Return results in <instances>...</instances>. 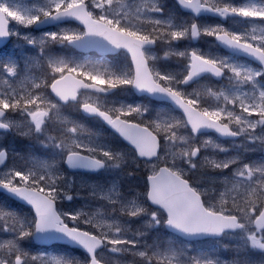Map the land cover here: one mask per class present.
<instances>
[{"label": "snow or ice", "instance_id": "6c2138e0", "mask_svg": "<svg viewBox=\"0 0 264 264\" xmlns=\"http://www.w3.org/2000/svg\"><path fill=\"white\" fill-rule=\"evenodd\" d=\"M116 0H47L44 7H39L35 11L18 2V0H0V38L12 34L9 28V18L23 26L33 24H42L49 21H58L64 18H75L84 25L82 32H72L71 34L48 33L52 41L58 43H69L76 47L91 48L100 44V41L107 42L114 49H125L131 54L132 65H134V75L131 74L132 67H129V73L123 76H117L115 80H102L99 70L93 68L87 70L82 65H70L64 62L53 63L51 65L54 73H59V78H52L50 85L52 91L60 97L61 100H75V92L78 88H94L96 83L106 82L110 88L117 87V81L120 85H131L140 91H146L152 94H159L173 101L178 107L182 108L187 116L186 121H177L176 124L165 123L163 126L159 123L153 124L141 122H132L127 118L132 114L143 115L148 111L146 107L139 105H127L113 109V114H108L98 108L92 107L89 103H84L86 111L92 112L103 118L117 132L120 133L131 145L135 147L139 157L148 158L147 163L151 165V175L147 177L150 189L146 193L147 200L152 205L157 206L156 211L147 213L151 217V222L159 225L161 212H166V225L188 237L219 234L225 229H239L249 233L247 239L251 241L253 247L264 250V166L245 164L237 168L234 173L235 183L233 188L227 189L225 193L220 194L221 207L208 205L201 199L204 195L197 187H193L189 180L185 178L187 171L198 167L195 158L201 151L202 146L191 143L195 135L190 137L178 136L176 128L183 124L185 128L190 125L192 134L198 133L202 128H214L222 135L238 136L244 132L243 127L236 130L229 128L228 123H221L222 114L227 113L230 122L235 121L237 125L246 123L248 128L255 129L257 124L264 125V86L257 77L264 76V67L251 68L247 65L233 64L227 59H218L206 57L197 50L178 52L177 55L188 60L183 72L180 73H161L153 74L147 63V53L152 45L157 43L158 39L175 41L181 38L191 36L198 37L201 32L196 23H191L189 27L178 26L177 30L161 33L159 26L161 20L155 19L150 22L153 24L152 32H141L131 23V18L126 11H117L115 8ZM178 3L186 8H190L197 13L211 12L220 16L229 13L240 17H259L264 20V0L259 4H251L243 7H236L231 4H225L223 7L216 5L206 6L207 0H178ZM99 10L96 12L95 10ZM145 11H161L155 5H149ZM55 12V15H53ZM137 18L141 15V10H136ZM217 28H205L206 35H215L218 40L228 47L238 52L257 59L261 65H264V33L259 36L253 34L250 38L243 34H230ZM153 33H156L154 35ZM99 38V39H97ZM243 39V43L241 42ZM29 43H34L30 38ZM167 55V53H166ZM3 70L10 75L17 74L15 65H4ZM227 70L232 73L229 79H235L237 87L240 84H250L252 94L224 95L226 104H238L241 114H235L234 110L226 108H217L209 111L200 110L199 99L195 94H189L181 89V85H188L193 82L195 77L202 73L211 72L215 76H221ZM67 72V75H65ZM73 73L91 80L92 83H85L83 80L74 79ZM72 79V90L66 91L62 86L63 82ZM259 85V87H257ZM39 88V85H36ZM97 91H107L105 88H98ZM24 105L21 108V105ZM47 104L50 110L56 109L57 105L50 100H46L41 95L25 96L23 98L7 93L0 97V129H9L12 124L7 121L6 114L9 110H18L27 113L35 122L36 132L44 129L45 117H49L48 110H41L40 106ZM28 105H34L29 108ZM247 113V116L242 115ZM253 115L259 119L253 121L249 119ZM79 129L73 126L67 129L65 135L71 137V144H65L63 141L55 144V147L67 153V163L70 167H83L88 169H99L104 167L105 163L113 160L114 154L111 151L85 144L79 139ZM165 145L176 146L178 140H183L186 147H181L179 152L171 154V161L158 154L161 148L160 137ZM249 138L255 140L254 134L249 133ZM102 155L103 158H97ZM5 152L0 151V164L4 163ZM155 158V162L153 159ZM180 159L188 166L187 171L179 167L177 159ZM160 163L165 166L161 167ZM215 168L228 169L230 163L234 161H212ZM58 178H53L47 173L29 168L27 170L13 168L3 175H0V188L7 189L10 193L27 201L35 209V219L28 222H20L17 225H9L6 216L10 213L0 212V228L5 232H14L18 239H23L36 233L54 229L64 234L71 241L78 243L90 254L87 264H100L97 258L96 250L101 244L107 242L111 245L135 244L134 240H125L122 236V230L116 227L115 234L101 233L92 234L89 231H83L79 227L81 219L78 213H58L55 208L57 199L61 195V189L57 186ZM232 193H235L232 195ZM231 196V207H227L226 197ZM67 196V199H71ZM126 214L136 217L140 213H146L145 207L132 202L131 209L121 208ZM235 213V214H234ZM64 217H70L73 225L69 227ZM85 223L91 221L85 220ZM34 226L35 231H32ZM258 229V232H257ZM7 247L10 255L7 258H0V264H72V261L52 258L49 260L46 256L31 255L24 252L17 246V242L9 241L7 244L0 243V248ZM125 249L113 247L112 251H123ZM140 256L145 257L147 264H171L170 259L161 258L159 253L149 256L146 252H140ZM182 255V254H181ZM185 264H214L210 259H204L199 256H189L185 259Z\"/></svg>", "mask_w": 264, "mask_h": 264}, {"label": "rangeland", "instance_id": "374dc122", "mask_svg": "<svg viewBox=\"0 0 264 264\" xmlns=\"http://www.w3.org/2000/svg\"><path fill=\"white\" fill-rule=\"evenodd\" d=\"M18 2L31 8L33 11L39 7H44L47 4V0H18ZM207 2L216 5L231 4L236 7H243L251 4H259L260 0H221V3L218 0H207ZM170 4L169 8L173 9L172 13H178L179 11L175 6H173V3ZM149 5H155L160 8L161 2L160 0H116L114 6L117 11L128 12L132 25L139 31L140 28L142 29L145 27L146 22L155 19L161 20V25L169 31L177 30L178 26L188 27L191 25V17L189 16L183 17L180 15L179 20L177 16H174V19L171 20L170 18L164 16H158V12L145 11ZM137 8L141 10L139 18H137L136 15ZM160 9L162 10V8ZM95 11L98 12L99 10L97 9ZM201 22L202 28L204 29L208 27H219L220 29L225 28L230 30L233 34H243L247 35L249 38L253 34L259 36L261 33H264V20L244 21L242 19H231L230 23L221 24L215 20L205 18ZM14 25L15 32L17 34H30L31 32L28 29L30 26H23L17 22H15ZM75 30H77L75 27H68L64 28L63 33ZM146 31L149 32V30H143L142 32ZM45 36L46 34H44V37ZM189 39H192L191 36L171 41V44L167 45L166 51L178 53L181 51L189 52L194 49L199 53L204 54L206 57L227 59L213 48L211 38L207 39L204 37L198 45L191 44ZM23 50L24 49H22V51ZM148 55L152 59H157L159 57L158 52H149ZM101 62L102 61H96L94 65V67L99 70L100 75L103 71L108 69V66L101 64ZM231 63L247 65L254 69L258 68L253 64L241 60ZM13 65L17 67V59L14 60ZM77 65L86 67V62H78ZM26 69H29L27 65ZM160 72L164 73L162 71ZM256 79L260 80L261 85L264 86V82L261 78L257 77ZM33 85L36 87V85L39 84L35 81ZM123 86H126V89H128V85ZM257 87H259V85ZM47 88L42 89L40 85L39 88L36 89H30L29 86L26 87L27 96L41 95L46 100H50L53 104H56L57 107L54 110H50L47 104L40 106L41 110L49 111V117L43 118L44 121H50L47 124L42 125L44 130L41 132L35 131V122L32 120L30 115L22 111L21 113L15 111L16 116L19 114L27 116V120L25 122L15 121L16 128L25 129L27 135L28 130L33 129L34 132L41 137V139H38V136H35L34 139L39 142L28 143L27 151L25 153L16 147L14 156L27 165L25 170L32 168L33 170L40 171L41 173H47L54 179L58 178L57 186L61 189V195L57 200L62 202L61 207H59L61 213H78L81 217L79 221H91V223L86 224L91 225L101 233H107L110 235L115 234L116 227H119L122 230L121 234L125 240H134L136 242L134 245L130 243L113 245L107 250L105 249L101 251V253H98L101 255L102 259L108 260L110 264H147L145 257L139 255L140 252H146L149 256H153L154 260L157 258L154 254L159 253L161 258L170 259L171 264H185V259L189 256H199L204 259H210L214 262V264H241L240 261L245 259V254L250 253L253 255L250 260L252 264H264V250L252 246L251 241L247 239V236L249 235L247 232L240 231L238 233H229L222 239H216L215 241L210 240L206 242L204 240L199 242H187L169 234L165 230L163 217L164 212H161L160 219L162 222L159 225L152 223L151 217L147 213L156 211L157 208L150 205L149 200L146 198V193L148 191L147 177L151 174V165L147 163V161H139L134 152L125 147L121 142H116L114 140L102 142V133L107 132L103 128L95 126V129L92 132L95 133V135L90 134V130L88 129H91V123L83 117H79L78 119V122L81 125V128H78L80 141L85 144H91L104 150L111 151L115 158H122L123 160L128 158L129 167L122 172L123 167L121 166V162L114 163L113 160H111L109 161L111 168L109 166L106 172L99 175H68L69 173L66 170H62L60 166L61 160L59 156L56 155L53 158H50L47 154H45V148L47 145H51L54 152L61 154L64 151L55 147V144L60 143L61 141L65 144H71L72 138L66 136L65 133L67 129L75 126L74 120L76 114L74 116V113L77 112V109L73 105H71L70 108L63 107L56 101V99L51 97L49 88ZM183 91L189 94L197 95L199 104L203 105L209 111L216 110L217 108H226L227 110H234L235 114H241L238 104H226L224 101V95H239L243 97V94L245 93L249 95L252 94L250 84H240L238 87H232L231 90L217 93L214 92L213 87L210 86L209 83L205 82L199 83L192 89H183ZM122 94L123 96L115 97V100L113 101L115 103L114 108H120L121 106L126 107L129 104L146 107L148 110L146 114L136 116H140L149 121H145V123H151L153 126L159 123L163 126L165 123L176 124L177 121H184L181 114L174 110L172 111L167 105L154 107V105L147 100H136L134 96L132 94H128L126 90H123ZM15 95L23 98L18 92L15 93ZM102 101L103 100L99 96H95L94 102L102 104ZM29 107L34 108L35 106L29 105ZM21 108H23V104ZM157 111L158 115L153 114V112ZM242 115L247 116V113H243ZM222 117L228 118L227 113L224 112ZM249 119L255 121L259 119V117L253 115ZM26 123L31 124L25 125ZM240 126L245 129L246 133L250 132L258 138L253 140L248 137L251 141V145L247 147V152H249L247 157L239 152L238 156L223 158V161H234V163H230V166H234L231 169L233 173L232 176H225V178H223V182L227 183V185L230 184L227 188L200 185L199 180L194 176L193 170L187 171L188 166L179 158L177 159L178 166L184 168L187 171L186 175L195 181L196 184H194V186H196L203 193L210 192V200L212 201H221L220 194L225 193L227 189L233 188L234 185L239 189V185L235 183L234 178V173L237 168H241L245 164H254L257 167L264 166V156L262 155L264 150V125L257 124L255 129L248 128L246 123L240 124ZM53 129H55L58 133L57 138L51 134H47V131H52ZM176 131L178 136H184L186 138L193 135L188 127L185 128L183 124H179ZM0 137L2 139H6V135H0ZM110 138H115V136L110 133ZM190 142L196 145H204L205 142H207V146H202L201 148L208 147L212 150H216L218 146L216 137L211 135L204 138H198L195 136V139ZM181 147H186L183 140H178L175 147L171 145H164L160 156H167L169 161H171V154L173 152H179ZM195 160L198 165H203L206 161V155H204L200 160L197 158H195ZM212 160L219 162L218 158L213 157ZM153 162H155V160H153ZM161 164L163 163H160V165ZM17 165L18 161L14 160V163H10L5 168L0 169V175H3L5 172H8L13 168L23 170ZM229 178L233 179L231 183L226 181ZM211 181H214V179L211 178ZM67 196H71L72 198L67 199ZM132 202L145 207L147 212L140 213L138 216L132 217L126 214V212L121 211V208L123 207L131 209ZM0 212L10 213L11 215L6 216L5 219L9 225L15 224L17 227L20 222L34 220L26 211H22L17 207L9 208V205L7 204H0ZM67 218L73 223L70 217ZM0 223H3V221H0ZM32 231H34V226ZM9 241L17 242V246L24 252H27L29 256L40 255L42 257L46 256L49 260L52 258H59L62 260L72 261V264H86L83 254H79L74 251L68 252L57 250L58 247L34 248L32 247L31 236L18 239L16 233L5 232L2 228H0V243L7 244ZM113 247L125 250L112 251ZM9 255L10 253L7 247L0 248V258H7ZM29 264H31L30 259ZM38 264H43V262H38Z\"/></svg>", "mask_w": 264, "mask_h": 264}, {"label": "water", "instance_id": "95a60500", "mask_svg": "<svg viewBox=\"0 0 264 264\" xmlns=\"http://www.w3.org/2000/svg\"><path fill=\"white\" fill-rule=\"evenodd\" d=\"M195 2V0H194ZM182 7L185 9V10H190V11H193L192 9L190 8H186L182 5ZM195 12V11H194ZM197 13V12H196ZM202 13H205V12H202ZM211 13V12H210ZM197 14H201V13H197ZM66 19H70V18H64L63 20H66ZM53 22H57V21H53ZM99 39V38H97ZM98 46H101V48H104L105 49V52H113L114 51V48L111 46V45H108L107 42L105 41H100V44ZM98 46H96V48H98ZM227 46V45H226ZM228 47V46H227ZM230 48V47H228ZM231 50H233L232 48H230ZM235 52H238L236 50H233ZM238 53H243V52H238ZM246 54V53H244ZM203 74V73H202ZM200 74V75H202ZM199 75V76H200ZM196 78V77H195ZM98 88H101L100 86L98 85H95V87L93 89H98ZM139 92H142L139 90ZM158 97L160 98H165L163 97L162 95H159V94H156ZM178 106V105H177ZM210 129H214V128H202L199 132L201 131H206V130H210ZM6 159H7V155H6V152H5V158H4V163L1 164V165H4L5 162H6ZM68 164V163H67ZM69 165V164H68ZM70 167V166H69ZM71 169L73 170H77V169H82V170H87L88 168H83V167H70ZM97 170V169H95ZM0 190H4L8 193H10L7 189H3V188H0ZM12 194V193H11ZM15 196V195H14ZM17 198L21 199L20 197L16 196ZM22 200V199H21ZM24 201V200H23ZM27 202V201H25ZM55 208H56V204H55ZM171 229V228H170ZM173 230V229H172ZM175 231V230H174ZM177 232V231H176ZM179 233V232H178ZM181 234V233H180ZM209 235H213V234H207V235H200V236H194V237H197V238H200V237H205V236H209ZM188 237V236H187ZM194 237H188V238H194ZM36 238L39 242H42V243H50V242H54V241H68V242H71V243H74L75 245H79L78 243L76 242H73L71 241L69 238H67L64 234L62 233H59L57 231H55L54 229H50V230H46L44 232H40V233H37L36 234ZM81 246V245H80Z\"/></svg>", "mask_w": 264, "mask_h": 264}, {"label": "flooded vegetation", "instance_id": "af4514ba", "mask_svg": "<svg viewBox=\"0 0 264 264\" xmlns=\"http://www.w3.org/2000/svg\"><path fill=\"white\" fill-rule=\"evenodd\" d=\"M14 46H13V43L11 44V45H8V46H6L5 48H3L2 49V55L0 56V58H1V60H2V62H4V63H6V60H7V57H8V55H9V52H8V50L10 49V48H13ZM0 52H1V49H0ZM74 56H76L77 57V55H79V56H81V57H84V58H89V60H88V65H92L93 63H94V59H95V57H99V55L98 54H96V53H88V54H85V53H78L76 50L74 51V54H73ZM230 58H232L233 56L232 55H228ZM70 57V56H69ZM236 57V56H235ZM65 58H67L66 59V62L68 63V64H70V65H77V63H76V58H75V60H74V58H69L68 59V57L66 56ZM233 59V58H232ZM225 72H226V74H229L230 72L229 71H227V70H225ZM5 71L3 70V68L2 69H0V97H2L3 95H5V94H7V93H11V94H13V92H12V89H11V85H10V81L6 78V76H5ZM210 80H212L211 78H209ZM227 80V79H226ZM224 81L225 80H222V81H218V82H216L218 85H220V84H223L224 83ZM110 88V87H109ZM189 88V87H188ZM117 90V87L115 88V91ZM14 95V94H13ZM9 112H12V110H9L8 111V114H9ZM10 119L12 120V118L10 117Z\"/></svg>", "mask_w": 264, "mask_h": 264}, {"label": "bare ground", "instance_id": "6f19581e", "mask_svg": "<svg viewBox=\"0 0 264 264\" xmlns=\"http://www.w3.org/2000/svg\"><path fill=\"white\" fill-rule=\"evenodd\" d=\"M128 166H129V164H128Z\"/></svg>", "mask_w": 264, "mask_h": 264}]
</instances>
